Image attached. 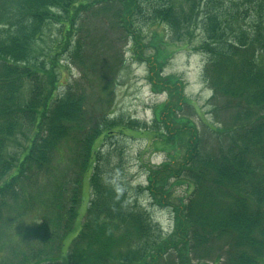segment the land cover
Wrapping results in <instances>:
<instances>
[{"label": "trees", "instance_id": "16d2710c", "mask_svg": "<svg viewBox=\"0 0 264 264\" xmlns=\"http://www.w3.org/2000/svg\"><path fill=\"white\" fill-rule=\"evenodd\" d=\"M108 8L133 51L148 35L141 24L157 51L154 27L174 44L198 29L202 79L229 113L220 127L201 122L200 133L167 110L174 126L154 143L167 159L148 167L145 186L122 180L119 144L146 127L104 111L119 65L96 88L88 77L107 53L87 35L85 14ZM53 26L57 41L35 50ZM64 55L80 81L59 82ZM87 173L88 206L63 263ZM178 183L186 198L173 203ZM143 196L171 209L169 234L136 204ZM203 262L264 264V0H0V264Z\"/></svg>", "mask_w": 264, "mask_h": 264}, {"label": "rangeland", "instance_id": "374dc122", "mask_svg": "<svg viewBox=\"0 0 264 264\" xmlns=\"http://www.w3.org/2000/svg\"><path fill=\"white\" fill-rule=\"evenodd\" d=\"M112 16V8L105 9L100 13L87 12L85 14L86 22L83 26L85 25L86 30H89L87 35L92 34L91 38L98 40L100 45L105 44V48L102 49H106L107 53L104 59H92L91 63L95 65L93 68L96 69V73L95 75L90 74L88 77L96 88L104 69H108L110 65L115 68L119 65L118 74L114 84L111 85L113 92L111 103L107 108L104 107V111L110 114V117L135 121L146 127L142 133L133 134V139L122 140L119 144L124 150L122 166H119V169H122V180H126L132 187L145 186L148 167L159 166L167 159L168 153H163L161 145L154 144L160 137V133L165 132V126L168 125L166 123L169 113L167 110H171V114H175L169 115L175 121H179L178 118H183L184 121L188 118L200 133L205 131L201 122L213 127H220L221 122L226 121L229 113L225 111V101L222 98L214 99L211 90L202 79L205 58L195 51L201 37L198 29L194 33L192 30L188 31L191 34L189 36H192L193 39L189 41L191 43L174 44L171 43L168 28L162 24L154 27L153 30L163 37V42L158 46L159 51H157V48L154 49L149 45L151 39L148 36L150 35L149 24L143 22L144 24H141L140 28L148 35L139 37L137 50L133 51L129 39L121 40V35L115 29ZM139 22L142 23V18L139 19ZM57 33V28L51 27L50 31L42 37L44 41H38L35 45V50L39 47L46 52L50 50L49 47L53 45L51 42L57 41V37H59ZM39 52L40 50H38ZM65 57V55L57 56L60 67L59 82L80 81L78 69L70 62L69 65L68 62H64ZM88 103L89 106L93 105L92 100ZM188 104H190L189 107ZM213 109L220 113L218 118L212 115ZM156 118L159 119L158 128L154 125ZM173 126V124L168 125L169 128ZM184 129L187 131V128L184 127ZM162 139L165 140L166 137ZM169 149L172 150V148ZM186 189L185 183H178L172 188L173 203L186 198ZM89 198L87 173L82 182L81 201L73 231L63 241L61 256L63 263L66 261L67 248L71 240L78 234L82 226ZM136 204L149 211L152 221L160 227L164 234L171 232V209L153 206L144 196L139 198ZM200 264L212 263L203 262Z\"/></svg>", "mask_w": 264, "mask_h": 264}]
</instances>
